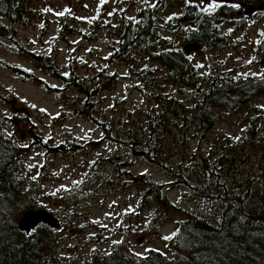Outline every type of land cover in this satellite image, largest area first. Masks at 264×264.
I'll use <instances>...</instances> for the list:
<instances>
[{
	"label": "rangeland",
	"instance_id": "1",
	"mask_svg": "<svg viewBox=\"0 0 264 264\" xmlns=\"http://www.w3.org/2000/svg\"><path fill=\"white\" fill-rule=\"evenodd\" d=\"M138 1L131 0L130 9L138 7ZM200 1L196 3L204 7L227 2ZM185 2L166 3L157 19L156 31L169 40L170 46L175 43L183 48L191 44L186 42L184 32L170 30L181 18ZM228 2L239 5V16L248 20V26L227 29L231 41L222 48L198 45L188 54L201 73L227 70L264 78L261 44L258 45V39L264 40V5L243 0ZM123 3L124 0H27L19 21H2L6 30L0 33V59L11 67L33 72L35 78L27 79L0 66V113L7 117L4 129L17 136L24 148V163L30 175L35 176L31 196L60 223L51 234L48 264H79L94 254L109 255L114 249L136 258L157 251L177 260L172 241L164 239L170 237L175 224L168 218L159 222L151 216L154 205L150 198L143 203L140 179L148 177L161 183L171 202L196 213L201 206L191 186L184 183L195 178L201 156L214 161L222 146L245 142L244 129L256 115L264 125L261 93L240 109L225 111L202 137L191 128L182 134L172 131L164 138L163 159L148 163L121 141H106L99 124L82 111L77 112L79 99L74 102L73 97L83 98L85 88L65 86L56 75L27 59L26 53L14 50L19 43L27 50L49 55L59 72L66 73L70 66L83 80L102 67L106 73H118L117 81L97 90L90 107L104 125H112L117 135L122 136L126 129L140 135L149 113L157 108L152 91L164 88L188 103L189 88L170 81L165 69L140 50L108 62L121 26L117 13L126 10ZM61 12L64 15H58ZM139 68L152 77V87L137 80L133 70ZM31 131L48 143L49 151L30 145ZM62 144L66 152L59 153L57 148ZM72 144L78 146L73 150ZM248 152V164L242 166L236 179L255 184L263 164L262 151L249 147ZM98 159L100 167L95 170V178L89 164Z\"/></svg>",
	"mask_w": 264,
	"mask_h": 264
},
{
	"label": "trees",
	"instance_id": "2",
	"mask_svg": "<svg viewBox=\"0 0 264 264\" xmlns=\"http://www.w3.org/2000/svg\"><path fill=\"white\" fill-rule=\"evenodd\" d=\"M26 2L0 0V33L5 29L3 20H20ZM217 5L213 13L224 9V15L229 16L203 14L205 7L198 5L196 16L181 17L170 30L184 32L187 43L212 48L228 45L231 34L227 29H245L248 20L230 16L235 11L229 4L220 2ZM157 27L151 16L141 17L132 25L126 24L123 31L117 32L115 47L108 57V62H115L109 60L129 56L136 50L143 51L148 60H154L165 69L170 81L189 88L188 103L164 88L152 91L151 98L157 108L149 113L140 135L133 134L131 129L124 130L122 136L117 135L112 125H104L90 107L97 90L106 83L117 81L118 73H106V68L102 67L90 79L83 80L70 66L66 73L59 72L49 55L27 50L19 43L14 50L26 53L27 59L56 75L65 86L85 88L83 98L73 97L74 102L79 99L77 112L82 111L98 123L106 141L115 144L121 141L133 154L140 155L148 163H155L160 162L159 158L163 159L162 154L166 152L163 150L164 138L172 131L182 134L186 128H191L202 137L225 111L238 110L264 93V78L255 74L240 75L227 70L199 72L185 47L170 46L169 40L156 31ZM261 50L264 54V40ZM0 66L35 80L33 72L11 67L1 59ZM133 74L140 83L152 87V77L149 78L144 69L133 70ZM51 91L58 92L56 88ZM6 120L7 117L0 113V264H48V249L55 229L39 223L26 233L17 227L24 211L42 208L29 192L34 189L35 176L30 175V169L24 163V148L14 133L4 129ZM244 131L246 141L222 146L214 161L201 156L195 178L184 183L191 186L201 206L196 213L171 202L161 183L148 177L140 179L143 203L150 198V204L154 205L151 216L159 222L168 218L175 224L170 240L177 260L172 261L157 251L136 258L122 249H114L109 255L94 254L79 264H264V125L260 115L251 118ZM29 138L32 147L45 152L50 150L48 143L35 131H31ZM71 146L74 150L78 145ZM249 147L262 151L263 164L255 184L236 179L243 171L242 166L248 164ZM57 151L64 153L66 148L62 144ZM99 161L89 164L95 176Z\"/></svg>",
	"mask_w": 264,
	"mask_h": 264
},
{
	"label": "flooded vegetation",
	"instance_id": "3",
	"mask_svg": "<svg viewBox=\"0 0 264 264\" xmlns=\"http://www.w3.org/2000/svg\"><path fill=\"white\" fill-rule=\"evenodd\" d=\"M181 0H139V6L136 7L134 10L130 9V3L131 0H124L123 6L126 8V10L124 12H119L117 13V15H119L121 17V26L119 27V31L117 32H121L124 30L125 25L126 24H130L132 25L134 22H138V19L141 17H145V16H151L152 18H154V21L159 18V15L162 13L163 8L165 6V4H175L180 2ZM185 5L182 7V9L180 10V16L181 17H194L196 16V6H198V4L196 3V0H185ZM227 2H224L226 4H229L232 6V8L234 9L235 13L230 14V16L232 17H242L243 16H239V9L237 7H233V4L231 2H228V0H226ZM246 3H253V4H261L264 5V0H243ZM200 2L205 3L204 0H201ZM223 2V1H220ZM205 11H202L203 14H207V13H212L214 16H221V17H225V16H229L228 14L224 15L223 10L220 11H216L213 13V10H206L208 8H204ZM248 9L246 8L245 11H247ZM135 12L134 15H128ZM249 12V11H247ZM256 17V15L254 16ZM261 44V39H258V45ZM173 46L178 47L175 43H172ZM184 48V47H183ZM188 53V52H187ZM263 55V61H264V54Z\"/></svg>",
	"mask_w": 264,
	"mask_h": 264
},
{
	"label": "water",
	"instance_id": "4",
	"mask_svg": "<svg viewBox=\"0 0 264 264\" xmlns=\"http://www.w3.org/2000/svg\"><path fill=\"white\" fill-rule=\"evenodd\" d=\"M198 45L196 43H191L185 46V50L190 52L192 50H196ZM39 223H45L47 226L58 229L60 223L57 220V217L53 215L51 212L47 211L46 209H27L24 211L17 222V227L20 230H24L25 232H29ZM140 238L137 239L140 242Z\"/></svg>",
	"mask_w": 264,
	"mask_h": 264
},
{
	"label": "snow or ice",
	"instance_id": "5",
	"mask_svg": "<svg viewBox=\"0 0 264 264\" xmlns=\"http://www.w3.org/2000/svg\"><path fill=\"white\" fill-rule=\"evenodd\" d=\"M103 2H105V0H102V3H103ZM218 6H219V5L213 3V4H211V5L209 6V9H206V10H209V11H210V10H214V9H215L216 7H218ZM233 7H237V8H238L239 5H233ZM58 15H61V16H62V15H64V13L61 12V13H58ZM42 111H43V110H42ZM164 239H166V240H167V239H171V237H164Z\"/></svg>",
	"mask_w": 264,
	"mask_h": 264
}]
</instances>
